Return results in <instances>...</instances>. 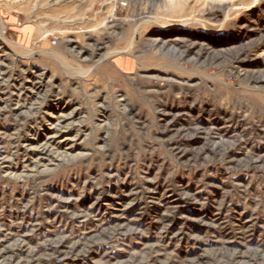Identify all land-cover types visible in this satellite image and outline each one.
<instances>
[{"label": "rangeland", "instance_id": "rangeland-1", "mask_svg": "<svg viewBox=\"0 0 264 264\" xmlns=\"http://www.w3.org/2000/svg\"><path fill=\"white\" fill-rule=\"evenodd\" d=\"M167 2L0 0L8 38L27 47L15 52L56 76L20 86L21 64L0 65V264L12 254L31 264H264V0ZM166 27L228 44L186 62L148 42ZM68 38L98 55L70 51ZM152 68L196 86L166 84ZM58 99L83 112L65 123L73 147L47 141L53 152L34 157L25 139L45 135ZM172 103L246 117L238 127L185 113L164 121Z\"/></svg>", "mask_w": 264, "mask_h": 264}, {"label": "bare ground", "instance_id": "bare-ground-1", "mask_svg": "<svg viewBox=\"0 0 264 264\" xmlns=\"http://www.w3.org/2000/svg\"><path fill=\"white\" fill-rule=\"evenodd\" d=\"M166 1V0H165ZM175 0H168V7H170V5L172 3H174ZM126 3V2H124ZM207 4V3H206ZM174 7V5H173ZM176 7V6H175ZM222 7V6H221ZM172 9V8H171ZM170 10V9H169ZM175 10V9H174ZM168 11V10H167ZM166 14V13H165ZM214 16V15H213ZM162 16L156 15V16H152V15H142L140 14L138 17H136V19H138L141 23H151V22H156L157 18ZM180 17L182 18H186L187 20H191V18H189V16L186 15H181ZM195 17V16H194ZM127 20V19H126ZM163 20V19H162ZM107 21L109 22H116L118 21V18H116L115 14L112 12L108 18ZM199 21V20H198ZM105 23V22H104ZM107 23V22H106ZM105 23V24H106ZM137 23V22H136ZM158 23V22H157ZM161 23V22H159ZM165 26H168L169 23H167L166 21L163 22ZM4 21L3 18L0 14V65H3V63L7 60H10L13 63H20L21 67H22V72L17 71L16 74H13L12 76H14L16 79L13 80L14 83L18 84L20 83L21 85H26L27 83L31 82L32 80L35 79H41V82L44 81V79L48 78L46 81L47 86L50 85V82H54L56 81V76L52 73L49 72V70L47 69H41L38 66H35L31 63H28L27 61H29L30 58H26L23 55H19L18 53L15 52V49L18 47L21 48H27L25 47L23 44L19 43L16 39L15 40H11L8 38L7 36V30L6 27L4 25ZM179 26V25H178ZM172 28L166 27L164 30H161L160 32H157L153 35H151V37L148 39V42L153 46V48L157 47L160 51V53L162 55H170V56H179V60H185L186 62H191V63H198L202 58L204 60L208 59V54L213 52L215 49H219L221 47H224L228 44L227 40H223V41H219L218 39L215 40H211L208 39L206 37H204V35L201 34H196L190 31H183V30H171ZM88 31V30H87ZM86 32V31H84ZM195 32V31H194ZM67 33H70L67 32ZM75 33V32H74ZM40 37V36H39ZM263 38V37H262ZM88 39H91L90 37H88ZM135 39V38H134ZM221 40V39H220ZM95 41V40H94ZM232 44V43H231ZM66 46H68V49L72 52H76L79 56L83 55V54H87L90 55V57H94L97 56L99 51H84V49L81 48V50L79 49V41L74 39V38H68L67 39V43ZM97 47V46H96ZM230 48V47H229ZM78 49L80 51H78ZM210 49V51H208ZM239 49V48H238ZM29 50V49H28ZM96 50V49H95ZM30 52V51H29ZM147 52V51H145ZM148 52H155V51H148ZM33 53V52H32ZM114 53V52H111ZM34 54V53H33ZM110 54V53H109ZM55 57L56 54H54ZM29 56V55H28ZM31 56V55H30ZM29 56V57H30ZM181 57V58H180ZM27 62V63H25ZM111 62V61H110ZM8 63V62H7ZM204 63V62H203ZM129 62H124L123 65H128ZM187 64V63H186ZM113 65V64H112ZM172 66V65H171ZM188 66V65H187ZM9 67V66H8ZM7 67V68H8ZM97 67V66H96ZM141 67H144V65H142ZM161 67V66H160ZM164 67V66H162ZM180 69H185L184 67H179ZM148 69V68H147ZM15 70V69H14ZM153 70V74L152 76L155 77L157 80L163 81L165 79V81L167 82L166 84H177V85H182V86H188L189 88H194V86H196V79L195 78H188V79H179L180 76H178L177 74H169L166 73L165 70H160L158 68H152ZM187 71V70H186ZM189 71V70H188ZM15 72V71H14ZM2 73V71H1ZM75 73V72H74ZM73 73V74H74ZM6 74V73H5ZM24 74V75H23ZM199 74V73H198ZM7 75V74H6ZM76 75V74H74ZM79 76V74H77ZM10 77V75H9ZM5 78V77H4ZM3 78V79H4ZM205 78V77H204ZM206 80H208L207 78H205ZM9 80V79H8ZM6 81V80H5ZM38 81V80H37ZM40 81V80H39ZM180 81L184 82L181 83ZM27 82V83H26ZM4 83V82H3ZM8 83V82H6ZM4 83V84H6ZM36 83V82H35ZM43 83V82H42ZM13 84V83H12ZM38 84V83H37ZM45 84V83H44ZM45 84V85H46ZM7 85V84H6ZM53 85V84H52ZM61 85V83H60ZM4 86V85H3ZM17 86V85H16ZM35 86V85H34ZM43 85L38 84V87H42ZM56 86V84H55ZM15 87V86H14ZM24 87V86H23ZM18 88V87H17ZM21 88V87H20ZM59 88V87H58ZM30 89V88H28ZM33 89V88H32ZM37 89V88H36ZM18 90V89H17ZM22 90V89H21ZM42 90V89H40ZM6 91V90H5ZM20 91V90H19ZM31 91V90H30ZM47 91V90H46ZM55 91V90H54ZM53 91V92H54ZM58 91V89H57ZM37 92V91H36ZM52 92V91H51ZM60 91H58L59 93ZM15 93V92H14ZM39 93V92H38ZM20 94V93H19ZM40 94V93H39ZM45 94V93H44ZM48 93H46L45 95H47ZM18 95V94H15ZM35 95V93H34ZM43 95V94H42ZM60 96V94H58ZM188 95V94H187ZM31 96V95H30ZM39 96V95H38ZM57 96V95H56ZM124 96V95H123ZM180 96V95H179ZM6 97V96H5ZM22 97V95H21ZM42 97V96H41ZM44 97V96H43ZM46 97V96H45ZM181 97V96H180ZM7 98V97H6ZM20 98V96H19ZM106 97H104L105 99ZM36 99V98H35ZM39 99V98H38ZM45 99V98H44ZM126 100V98H124ZM6 100V99H5ZM14 100V99H13ZM20 100V99H19ZM123 100V99H122ZM124 100V101H125ZM8 102V101H7ZM17 102V101H15ZM20 104L22 103L21 100L19 101ZM45 102V101H44ZM187 102V101H186ZM194 102V101H193ZM26 103V102H24ZM23 103V104H24ZM74 104L76 102H73ZM100 103V102H99ZM175 103V102H174ZM172 103L170 105V107L168 108H164V110H162L164 113L162 114L164 121H169L170 118H175L180 114H184L185 115H192L193 117L196 118V120L198 121V123L202 124L207 122L206 120L202 123L199 121V119H203L204 116L208 118V122L209 124L212 125H216V126H220V125H226L228 123H232L235 127H238L240 125H244V118L241 116L239 113L235 114L228 111L227 109H224L222 111L218 113L214 112L212 109L208 108V104L204 105V106H196L191 104L190 106H182L180 104H174ZM179 103V102H178ZM35 104V103H34ZM128 104V103H126ZM40 105V104H39ZM107 105V104H106ZM125 105V104H124ZM16 107V106H15ZM19 107V105H18ZM26 107V106H25ZM74 105L72 103H62L59 101L56 102V104H54V106H51V108L49 109V113L44 115V119L47 123L46 129L45 131V135H43L42 137L39 136L38 134L34 133L32 135L35 136V138H26L25 142L27 143V145H25L27 147V150H34V157L35 156H39L41 154H43L44 152H51L53 149H50V144L47 143V141H51V142H55L56 145H59L60 147H62L61 149H63L62 153H66L67 152V148L68 147H73L72 143H74L73 139L70 137V135L72 133H68L69 130V126H66V121L67 118L70 116H74V115H80L82 112L79 111V108L77 106V108H73ZM127 107V106H126ZM21 108V107H20ZM43 108V107H42ZM41 109V108H40ZM39 109V110H40ZM129 109V107H128ZM161 109V108H160ZM38 112V111H37ZM36 112V113H37ZM161 112V111H160ZM46 113V112H45ZM218 115V116H217ZM111 116V114L108 115L109 119ZM106 117V116H104ZM191 117V116H190ZM194 118V119H195ZM193 119V118H192ZM42 120V119H41ZM107 122V121H106ZM66 123V124H65ZM37 124V122H36ZM77 124V123H76ZM105 125V124H104ZM207 125V123L205 124ZM230 125V124H228ZM42 126H44V124L42 123ZM32 127V126H31ZM37 127V126H36ZM62 127H65L68 131L67 132H61L60 129ZM25 128V127H24ZM64 128V129H65ZM51 131H50V130ZM70 129V128H69ZM245 129V128H244ZM63 130V129H62ZM209 130V129H208ZM212 130V129H211ZM37 131V129H36ZM54 131V133H52ZM35 132V131H33ZM40 132V131H39ZM77 133V131H76ZM79 133V132H78ZM243 135V128L240 132ZM41 134V133H40ZM59 134H63L61 135V140L57 141L56 140V135ZM31 135V134H30ZM79 135V134H78ZM15 136V135H14ZM75 136V135H74ZM77 137V135L75 136ZM73 137V138H75ZM16 138V137H15ZM14 138V139H15ZM23 140V139H22ZM16 141V140H15ZM20 141V140H19ZM57 141V142H56ZM43 142V143H41ZM71 142V143H70ZM105 142V141H104ZM249 143V142H248ZM24 144V143H23ZM52 144V143H51ZM71 145V146H70ZM15 147V146H14ZM17 147V146H16ZM24 147V146H23ZM17 149V148H16ZM15 149V150H16ZM184 149V148H183ZM26 151V150H24ZM42 151V152H41ZM53 152V151H52ZM13 153V152H12ZM70 153V152H69ZM51 154V153H50ZM68 154V153H67ZM72 154V153H71ZM70 154V155H71ZM17 155V154H16ZM64 155V154H63ZM66 155V154H65ZM68 156V155H67ZM75 156V155H72ZM31 157V155H30ZM61 157V156H60ZM27 158V157H26ZM45 158V157H44ZM54 159V158H53ZM6 160V159H5ZM25 160V159H24ZM21 160V161H24ZM37 160V159H36ZM39 160V159H38ZM37 160V161H38ZM55 160V159H54ZM35 161V159L33 160ZM25 163V162H24ZM24 163L19 164V168H21L23 171L26 168V166L24 165ZM34 164L36 166H39V164L37 162H34ZM18 165V164H17ZM47 165H45L46 167ZM11 172V171H9ZM17 172V171H16ZM14 174V173H13ZM15 176V175H14ZM148 180V179H147ZM184 190V189H183ZM197 194V193H196ZM122 201V200H121ZM91 207V206H90ZM23 210V209H22ZM74 213V212H73ZM49 214V213H48ZM122 228V225L119 226ZM118 228V227H117ZM124 228V227H123ZM250 228V227H249ZM122 230V229H121ZM124 230V229H123ZM178 232V231H177ZM161 233V232H160ZM174 235V234H173ZM180 235V234H179ZM195 236V235H194ZM193 236V237H194ZM5 238V237H4ZM3 238V239H4ZM203 238V237H202ZM7 239V238H6ZM58 239V238H57ZM60 239V238H59ZM66 240L64 237L61 238V240L58 242V244H56L57 246H59L60 244L66 245L68 244L67 241H63ZM4 241V240H3ZM12 241V240H10ZM170 241V240H169ZM176 242V241H175ZM7 245V244H6ZM5 245V246H6ZM10 245V244H9ZM79 242H73L71 244V248L73 250L75 249H80L81 247H78ZM19 246V245H18ZM3 248V247H2ZM1 248V249H2ZM5 248V247H4ZM22 248V246H21ZM0 249V250H1ZM7 249V248H6ZM5 249V250H6ZM23 249V248H22ZM21 249V250H22ZM67 249V248H66ZM84 249V248H83ZM4 250V249H3ZM57 250V249H56ZM55 250V251H56ZM8 251V250H7ZM11 251V250H9ZM80 252L82 251V249L79 250ZM26 252V256L28 257V255H33L35 250L33 249H25ZM70 252V251H69ZM8 253V252H7ZM22 253V252H21ZM68 253V252H67ZM79 253V252H78ZM12 254V253H11ZM72 254V253H71ZM9 255V254H8ZM22 254H17V255H11L10 258L11 260H15L12 264H31V261H25L21 258ZM4 256V255H3ZM8 256H5L4 258H6ZM61 257V256H60ZM263 257V256H262ZM16 258V259H15ZM35 258V257H34ZM132 259V257H130ZM134 258V257H133ZM157 258V257H156ZM26 259V258H25ZM28 259V258H27ZM61 259V258H60ZM65 259V258H64ZM10 259H6L5 264H11V262L9 261ZM77 260V259H76ZM117 262H115V264L121 263L123 264V262H128L127 260H121L117 259ZM152 261V260H151ZM3 262V263H4ZM203 262V261H202ZM241 262V261H240ZM155 263V262H154ZM139 264H143L142 262H139Z\"/></svg>", "mask_w": 264, "mask_h": 264}]
</instances>
